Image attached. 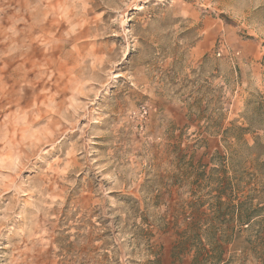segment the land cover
<instances>
[{"label": "rangeland", "instance_id": "1", "mask_svg": "<svg viewBox=\"0 0 264 264\" xmlns=\"http://www.w3.org/2000/svg\"><path fill=\"white\" fill-rule=\"evenodd\" d=\"M260 103L264 0H0V264H264Z\"/></svg>", "mask_w": 264, "mask_h": 264}, {"label": "trees", "instance_id": "2", "mask_svg": "<svg viewBox=\"0 0 264 264\" xmlns=\"http://www.w3.org/2000/svg\"><path fill=\"white\" fill-rule=\"evenodd\" d=\"M261 98V97H259ZM264 103H260L258 106L259 109H263L264 108ZM248 127H242V126H236L235 130L238 131L240 134L247 132L248 131ZM229 132V129L224 130L223 134L227 135ZM234 139H239V137H233ZM241 138V137H240ZM216 207H215V213L220 216V212L224 210L226 203L224 201L221 200L220 197L216 198ZM243 206L242 203H238L236 204L235 208H233V211L235 212V214H237L241 219L244 220V225H246L248 227V225L252 222V220L254 218L259 217L258 215L255 217H251V214H249L248 212H244L243 213ZM230 210V209H229ZM257 211H261L264 210V207H258L256 209ZM263 222V221H260ZM217 232V231H216ZM243 231L242 230H231L230 232H228V237H230V239H232V242L230 243L231 245V250L232 251H241V246H238L237 242L238 240L242 237ZM257 238L260 239H264V231L262 232L261 230L259 232H257ZM219 242L215 243L214 245H206V244H202L201 243V252H205L209 257L212 258L213 260V264H225V260H224V253H223V249L221 247V245L219 246ZM209 248V249H208ZM261 249L264 250V248H260V249H255V251H261ZM202 259L200 258V253L199 251H195L194 252V257L192 260L191 264H201L202 263Z\"/></svg>", "mask_w": 264, "mask_h": 264}]
</instances>
